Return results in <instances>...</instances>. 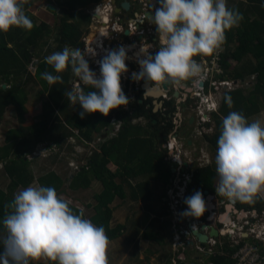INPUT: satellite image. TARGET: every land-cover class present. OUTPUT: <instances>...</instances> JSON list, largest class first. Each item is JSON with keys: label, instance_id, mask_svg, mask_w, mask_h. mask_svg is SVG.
I'll list each match as a JSON object with an SVG mask.
<instances>
[{"label": "clouds", "instance_id": "1", "mask_svg": "<svg viewBox=\"0 0 264 264\" xmlns=\"http://www.w3.org/2000/svg\"><path fill=\"white\" fill-rule=\"evenodd\" d=\"M26 2L0 0V33L7 34L13 28L30 31L34 27L25 11ZM157 3L150 22L155 27L159 47L155 55L140 48L136 53L140 70L132 74V80L136 83L143 81L147 89L165 85L180 89L191 81L193 85L197 84L199 92L193 97L198 99L201 93L207 92L208 74L195 58L202 60L221 51L226 32L238 27L243 16L238 10L229 8L227 0H157ZM127 52L124 46L105 49L103 57L97 61L98 76L90 69L85 53L65 46L62 51L45 58L55 74L45 71L41 78L49 85L62 83L61 74L70 67L72 74L91 89L85 91L82 87H75L66 92L71 104H79L82 108L80 118L95 113L107 117L112 110L129 103L121 83L122 76L128 72ZM96 55L94 52L89 56ZM201 76H205L203 81ZM199 83L203 86L199 87ZM208 83L210 87L214 82ZM225 102L229 108L233 106L230 96L225 97ZM208 111L217 112L215 109ZM214 160L216 196L243 204L264 199V122L260 119L249 122L242 113L229 112L222 120ZM70 203L51 186L29 185L14 194L13 200L5 206L8 211L0 234L3 249L0 264H34L41 258L53 264H108L110 239L105 228L84 218L82 211L79 214L74 212ZM184 203L186 209L180 213L182 218L199 220L206 212L202 192L186 197ZM240 212L245 211L234 210L233 216ZM223 218L228 225L231 224L232 218L227 213L222 215L218 229L213 227L219 237L201 245L213 251L212 255L202 254L207 264H211V257L221 256L217 253V239H224L229 248V240L219 233ZM196 229L193 225V231ZM203 234L208 235L207 230ZM209 241L216 242V245L210 246ZM230 250L233 251L229 256L232 261L236 249Z\"/></svg>", "mask_w": 264, "mask_h": 264}, {"label": "trees", "instance_id": "2", "mask_svg": "<svg viewBox=\"0 0 264 264\" xmlns=\"http://www.w3.org/2000/svg\"><path fill=\"white\" fill-rule=\"evenodd\" d=\"M58 1L62 7L63 16L57 31L46 22L37 24V19L28 12L34 6V0H27L24 6L25 11L34 27L30 31L13 28L7 34L0 33V121L5 110L9 107L14 109L21 123L24 121V116L27 113L24 104L25 91L28 84L36 78L35 76L40 79L41 92L46 94L39 121L19 132H8L4 146L0 148V166L9 181L5 188L6 191L0 189V234L3 233L2 221L8 211L5 206L13 200L14 192L34 183L29 171V162L25 160L27 153H30L47 136H49V142L55 144L56 147L61 146L65 139L70 137V131H66L61 125L59 116L62 115L66 117L67 126H65L68 129L69 127L77 128L87 143L92 141L93 135H99L98 139L103 141L102 143L98 141L97 149L91 153L86 165L80 167L71 177L68 188L72 191H87L93 182L100 185L101 193L93 197L95 202L92 207L93 214L89 218L84 213L83 216L95 225L103 226L110 241H113L122 235L123 227H110L113 218L110 206L116 199H125L123 186L129 187L131 200L141 202L148 211L150 207L146 205L150 201L151 193H154L152 182L155 181L161 185V188L164 189L161 197L166 199L173 184V182H169L172 173L170 166L166 165L165 161L163 162L162 156L155 149L154 131L148 125L144 127L141 123H133L134 119L146 116L144 105L138 104L137 99L129 101L127 110H124V107L112 110L115 119L121 122V126L109 138L108 133L104 132L109 127V117L95 113L81 119L79 113L82 108L80 105L74 106L68 100L66 92L71 90L70 84L74 76L70 67L61 74L62 83L57 82L49 85L41 78V74L45 71L55 74L54 70L45 62L48 55L62 51L65 46L73 49H81L84 46L80 40L85 31L84 28L86 29L91 21V15L86 14L81 8H88L102 0ZM243 4L246 5V8H243ZM229 8L238 10L242 14L243 20L238 27L226 32V42L222 46V50L217 55L208 56V61L211 59L209 61L211 63L212 60H215L217 68L222 70V74L217 77L220 81L243 83L252 78L255 82L252 91L246 96L243 95V91L239 87L226 92L223 95L219 111L210 113L211 119L218 125L214 135L208 138L207 142L215 153L213 158L210 156L209 160L212 161L207 166L196 169V173L199 175V183H202L212 194H215L217 180L213 160L217 151V140L223 118L231 111L240 112L245 118L250 117L258 113V105L254 101L258 95H261L264 102V0H244V2ZM52 40L55 45L52 44ZM199 59L197 57V60ZM35 60L38 65L32 75L29 66ZM228 60L236 63L232 73L228 71L230 67ZM3 84L7 88L2 89ZM208 87L207 81L205 90ZM82 88L85 91L91 90L87 86H82ZM226 96H230L233 101L231 108L225 102ZM103 135L104 137H102ZM11 157L13 158L10 159ZM109 157L114 159L116 173H112L107 168ZM131 180H137L136 185L130 186ZM37 185L54 187L59 194L63 181L56 174L49 173L40 177L37 180ZM236 204L238 208L245 211H260L263 206L261 199H258L254 204L239 202ZM72 209L77 214L81 212L73 207ZM162 211L159 215H166L164 208ZM142 237L150 241H157L156 234H151L150 231L143 233ZM2 250V246H0V252ZM232 253L233 251L229 252V254ZM227 261L228 258L222 256L209 259L211 264H227ZM177 264L184 263L178 262Z\"/></svg>", "mask_w": 264, "mask_h": 264}, {"label": "rangeland", "instance_id": "3", "mask_svg": "<svg viewBox=\"0 0 264 264\" xmlns=\"http://www.w3.org/2000/svg\"><path fill=\"white\" fill-rule=\"evenodd\" d=\"M107 2L109 1L102 0L98 4H92L88 6L87 12L91 15V18L95 23V28H91L89 33L87 29L85 30L84 28L86 32L84 31L85 34L82 33L81 37L83 42L80 41L81 43H83V45H85V40H89L91 42L92 40H95L96 42L98 39L100 40L102 32L105 33L104 38L107 37V27L100 25L103 20L102 17L106 16L104 6L105 4H107ZM49 3L51 5H49ZM49 7L53 9L48 10L50 9ZM60 10H62V7L59 4L58 0H36L34 7L30 9L29 13L33 15L35 14L37 22L49 23L54 28V30L57 31V27L60 25L61 21H59L60 19H57L56 17L57 13L59 15ZM95 14H99V17H96ZM84 37L86 38L84 39ZM52 44L55 45V42L53 40ZM84 47L85 46H83L80 50H84ZM136 48L137 46H135V48L133 49V52L135 53H138L140 48L146 49L145 45L142 44H140L139 48ZM214 54L217 55L218 52ZM101 55L104 54H98L99 60L101 59ZM127 61L131 63H137L135 62L136 58H133L130 54L129 59ZM209 61L207 57H204L202 60H197L198 63H201L202 70L208 74V78L206 79V81L216 82V85L212 84L211 87L207 89V92L201 93L198 98L199 102L194 98L186 102L187 109L191 111L189 117L192 113H195L196 107H200L199 110H197L199 111V114L196 115V117L194 118V122L191 124L192 126L190 129L193 130V133L191 134V139L194 142V146L198 149L201 147H203L204 149L202 153L204 155L203 160L194 159L193 155L189 153L191 157L189 158L190 160H188V166L190 165L191 168L205 166L208 161L207 155L213 158L215 153L211 145H209L207 148H204L205 145L207 146V136L205 135L207 134L209 135V137L214 135L218 125L217 123L213 122V119H211L212 115L208 113L210 112L208 111V109H215L218 112L223 95L226 92L233 91L237 87H239L243 91V95L246 96L250 91H252V86L255 82L254 79L251 78L250 80L247 79L246 82L243 83H232L231 81H228V84H223V86H221V84L225 82L218 80L217 77L218 75L222 74V70L220 71L217 68V64L214 62L215 60H212L211 63ZM34 62L32 65L29 66V70L32 75H34L35 72ZM227 62L230 65L228 71L232 73L236 63L232 60H228ZM127 68L129 69V66H127ZM129 73L130 72L128 71L125 74V77H127L126 75ZM35 77L36 78L33 80V82H30L28 84L25 91L24 104L27 113L24 116V121L21 123L18 120L17 114L12 107L7 108L3 114V117L1 118L0 148L4 146V142L7 138L8 132H19L21 130H24V128L34 125L40 119L39 116L41 113L42 103L46 99V94L41 92L42 86L40 84V79L37 76ZM74 77L75 76L72 77V80L74 79ZM204 78L205 76H201L200 80L203 81ZM121 83L124 94L126 91L127 94L125 95L129 99V101H133L134 95L133 92L129 89L130 86L124 88V81L121 80ZM5 88H7L6 85ZM197 91L199 92V90L195 89V92ZM180 101V98H176L175 101L173 100V106H178L179 109V106L181 104ZM254 101L258 105L257 109H264V102L262 100L261 95H258V98ZM248 108L251 109L250 106H248ZM175 115L179 116V114ZM107 117L110 118L108 124L109 127L104 130V132L106 131V133H108L109 138H111L116 133L117 129L121 126V122L115 119L114 111H111L109 113V116ZM187 117L188 114L182 117V119L185 123H190ZM59 118L61 125L65 128V130L70 131V137H67L65 139V142L61 144V146L56 147L55 144L49 142V136H47L45 137V139L43 138L44 140L42 139L43 141L37 144L32 149V151L30 153H27V155L25 156V160L29 162V171L34 179V183L32 185H37V180L40 177H43L49 173L56 174L63 181L61 191L58 195L69 200L71 202L70 206L79 211H82L84 215L89 218V216L93 214L92 207L95 205L93 197L101 193L100 185L98 183L93 182L87 191H72L68 188V183L74 173H76L80 169V167L86 165L87 159L90 157L91 153L97 149L98 141H100L98 139L99 135H93L92 141L90 143H87L83 139L81 134H79L77 128L69 127L68 129L66 127V117L60 115ZM174 122L176 121H174L173 119V125ZM133 123H141L144 127L145 125H147V122L145 120L144 122H136L135 120H133ZM177 141L179 142V139ZM102 142L103 141H100L99 143ZM173 144L175 143H169V145L167 146L168 151H165V149L162 148V144H156L155 149L158 153L163 152V155H166L167 152V158L165 161L166 165L168 164L171 168L176 169V167H181V165L174 164L172 163V161L175 162V159L178 158L177 151L175 150L174 146H178L179 143L177 145ZM186 151L184 150V152ZM195 152L198 153V150H195ZM12 158L13 157H11L10 159ZM213 161V166L215 169V160ZM107 168L112 173H116V165L114 164V159L112 157H109V165L107 166ZM117 182L119 181L117 180ZM136 183L137 180H131L129 184L130 186H134L136 185ZM215 183L217 184V180ZM8 184L9 181L3 174L2 166H0V189L6 191L5 188ZM123 189L124 194L126 195L125 199H116L110 206L113 212V218L110 227L115 228L116 226H121L123 227V233L119 238L110 241L107 250L108 264H167L172 255L175 256V259H177L178 256L182 253V251L177 249H175L174 251L175 247H173L170 243L172 242L173 236L175 234L174 231L177 229L178 225V221H174L175 218H178L180 221H185V218H182L180 216V213H182L186 209V205L184 203V199L186 196L184 187H175V195L172 193L173 196H170L172 202L170 204L169 211L171 213L172 219L168 218V221L166 206L164 207V210H166V215H164L165 217L162 216V219L159 218V213L163 212L160 205L164 206L165 204L163 202L161 203L160 201L162 194L161 185L155 183V181L152 182V189L154 191L153 197H155V199L152 202L151 207L149 204L146 205L150 207L148 211L143 204H139L131 200L130 190L128 186H123ZM18 191L20 190L15 191L14 194H16ZM166 200L169 201L168 198H166ZM151 212H153L152 214H154V216L151 214ZM215 228L218 229L217 225H215ZM146 231H150L151 234H156L157 241L154 242L143 238L142 234ZM169 250H173V254L170 253ZM194 258L197 259L195 260V264H201L202 261L203 264H207L202 254H198L195 251H190L187 253L188 262L193 261ZM50 263V261H46L43 258L34 262V264Z\"/></svg>", "mask_w": 264, "mask_h": 264}, {"label": "flooded vegetation", "instance_id": "4", "mask_svg": "<svg viewBox=\"0 0 264 264\" xmlns=\"http://www.w3.org/2000/svg\"><path fill=\"white\" fill-rule=\"evenodd\" d=\"M104 1L109 2H107V4H105L104 6L106 16L102 17L103 20L100 25L107 27V37L104 38L103 36H101L100 40L98 39L97 42L95 40H92V42L90 41L91 48L98 49L99 51L97 54H104L105 49H116L118 47L124 46L126 49H128V52H130H127L128 57L130 54L133 58H136V53L133 52V49L135 48V46L139 48L140 44H142L145 45L146 51H149L150 54L155 55V52L159 47V42L155 32L156 30H154L155 27L151 24L150 20L152 15L154 14L155 7H158L157 0ZM124 3H128V10L123 9ZM81 10L85 11L86 14H89L87 12L88 8H81ZM61 12L62 10L59 11V15L57 13L56 17L57 19H60L59 21H61L63 16V12ZM94 26L95 23L91 18V21L87 26L88 33ZM125 31H128V35L124 34ZM85 38L86 37H84V39ZM80 41L83 42L82 38ZM99 43L101 44V48H98ZM102 56L103 55H101V58ZM135 62H137V60ZM126 64L127 66H129L128 71L130 73L126 75L127 77H125L124 75L121 78V80L124 81V88L130 86L129 89L133 92L134 100L137 99L138 104L144 105V110L146 113L145 117L142 116L134 120L136 122H144L145 120L150 129L154 131V139L156 144H162V148L165 149V151H168L167 146L169 145V143H175L176 145L179 143V145L174 146V148L177 151V160L180 163H178L177 161H172V163L181 165V167H176V169L174 168V172H172V168L170 167L172 175L169 179V182L171 183L173 181L171 189H175V187L179 188V186L184 187L186 195L185 198L191 196L197 191L202 192L204 199L207 195H212L213 199L211 202L214 205L213 221H220V217L222 215H225V212L229 217L232 218L234 210H241L237 207L236 202H229L228 200L220 198L219 196H216L209 192V190L206 189L202 183H199V175L196 173V169H201V167L191 168L190 165L188 166V160H190L189 158L191 157L190 154L193 155L194 159L203 160V158L199 157V153L195 152L194 142L190 138L191 134L193 133V130L190 129L192 126L191 124L194 122V118L196 117V115H198V111L196 108L195 113H192L189 117L191 111L186 107V102L193 99V95L195 96L194 93L197 84L193 85L192 82H187L185 86L180 89H176L173 87H170L168 90H164L163 88L153 89L152 91H154V93L151 95L149 94V89L153 87L147 89L143 81L136 83L132 80V74L138 73L140 70L138 63H131L129 61H126ZM89 66L90 69L99 76V65L89 63ZM75 79L78 78L75 77ZM155 93L157 94L155 95ZM175 93H178L177 96H174ZM125 94H127L126 91ZM176 98L181 99L179 109L178 106H173V100L175 101ZM196 100L199 102L197 98ZM128 108L129 107L127 105L124 106L123 109L127 110ZM175 114H179V116H176ZM186 114H188L187 118L189 119L190 123H185L182 119V117H184ZM173 119L174 121H176L174 122V125L172 123ZM102 137H104V135ZM178 139L179 142L177 141ZM184 146L187 149H185ZM184 150L187 151L184 152ZM159 154L163 156L164 161H166L167 152L166 155H163V152H159ZM165 186L167 187V185ZM205 192H207V194H205ZM207 218L208 215L206 212L199 220L185 218V221H180L178 218H175L174 221H178V225L177 229L174 231L176 234H174L172 242L170 244H172V246L177 250L182 251V253L177 258L178 262L187 264L184 254L190 251H194L193 249L197 245H199L197 242H195L191 233L193 231V225H195L200 231L201 227L207 224ZM225 218L221 220H224V222H222L228 225V221ZM191 242L194 243L193 246H190ZM174 245H176L177 247ZM195 252L201 254L198 251ZM188 264H195V260L189 262Z\"/></svg>", "mask_w": 264, "mask_h": 264}, {"label": "built area", "instance_id": "5", "mask_svg": "<svg viewBox=\"0 0 264 264\" xmlns=\"http://www.w3.org/2000/svg\"><path fill=\"white\" fill-rule=\"evenodd\" d=\"M90 45V41L85 40V47L82 52L86 54V59L89 63L97 64L99 60L98 56L96 55L93 57L89 55L94 52L98 53V49H92ZM98 48H101L100 43L98 44ZM212 84H215V82ZM223 84L228 83H222V85ZM70 86L71 89H73L85 85L74 78ZM172 193L175 195L173 189L167 193L169 208L172 202L170 199V196H173ZM196 230H198V228ZM219 233L223 234V237L229 240L230 249H236L231 258L234 264H264V209L261 212H240L236 214L233 216L231 224L222 225ZM209 244L210 246H215L216 242L209 241ZM195 249L201 254H213L212 249L204 248L201 245H197Z\"/></svg>", "mask_w": 264, "mask_h": 264}, {"label": "crops", "instance_id": "6", "mask_svg": "<svg viewBox=\"0 0 264 264\" xmlns=\"http://www.w3.org/2000/svg\"><path fill=\"white\" fill-rule=\"evenodd\" d=\"M35 1L36 0H34V5H35ZM240 2H244V0H227V4H228V7H234V6H236L238 3H240ZM50 4V3H49ZM34 7V6H33ZM32 7V8H33ZM48 7V6H47ZM31 8V9H32ZM243 8H246V5H244L243 4ZM48 10H51V8L50 9H48ZM28 12H30V10L28 11ZM48 12V11H47ZM33 15V14H32ZM35 18H36V16H35V14L33 15ZM41 23V22H40ZM39 22H37V24H40ZM49 24V23H48ZM50 25V24H49ZM86 29H87V27H86ZM85 29V30H86ZM86 32V31H85ZM85 32H84V34H85ZM34 52V51H33ZM195 59H197V58H195ZM35 62H37V61H35ZM34 62V63H35ZM35 65V64H34ZM38 65V63L35 65V67ZM35 73V72H34ZM249 122H251V121H253V120H255V119H260L262 122H264V109H258V113L257 114H254V115H252V116H250V117H247L246 118ZM206 134V133H205ZM205 136H207V141H208V138H210L209 137V135H205ZM191 138V137H190ZM207 143V146L205 145L204 146V148H207L210 144L208 143V142H206ZM194 150H198V153L200 154V156L199 157H201V155L202 156H204L202 153H203V147H201V148H196L195 146H194ZM207 157H208V160L210 159V156H208L207 155ZM162 159H163V161H164V158H163V156H162ZM162 189V188H161ZM153 191V190H152ZM163 191H164V189H162V193H163ZM151 193V192H150ZM153 195H154V193H151V198H150V201L147 203V204H149L150 205V207L152 206L151 204H152V202L154 201V199H155V197H153ZM161 196H162V194H161ZM160 201H161V203L163 202V203H165L164 204V206L163 205H160L161 206V209L162 208H164L165 206H167V221H168V218H171V213H170V208H169V203H168V201L165 199V197L163 198V197H161L160 198ZM167 201V202H166ZM261 201L262 202H264V199H261ZM133 202H135V201H133ZM137 203H139V204H142L141 202H137ZM264 204V203H263ZM163 206V207H162ZM149 207V206H148ZM262 208H264V205L262 206ZM261 208V210L260 211H256V210H251V211H245L244 209H241V210H243V211H245V212H261L263 209ZM153 212H151V214H152ZM160 214V213H159ZM153 216H154V214H152ZM163 215H159V218L160 219H162L163 217H162ZM156 217H157V215H156ZM165 217V216H164ZM172 219V218H171ZM218 224H220V221H216V220H214V221H212L211 223H210V225L212 226V227H215V225H218ZM216 242H217V253L219 254V255H221L222 257H224V258H228V263L227 264H233V262L231 261V260H229V256H230V254H229V252L231 251L229 248H228V246H227V244H226V241L224 240V239H217L216 240ZM175 249L176 248H174V251H175ZM215 250H216V248H215ZM169 252L170 253H172L173 254V250L172 251H170L169 250ZM185 255V257H186V263L188 264L189 262H188V260H187V253H185L184 254ZM198 258H200V257H198ZM202 259V258H201ZM193 260H197L196 258H194ZM167 261H168V259H167ZM177 262H178V259H175V256L174 255H172L171 257H170V259H169V261H168V263L167 264H177ZM191 262V261H190ZM202 263H203V261H202Z\"/></svg>", "mask_w": 264, "mask_h": 264}, {"label": "water", "instance_id": "7", "mask_svg": "<svg viewBox=\"0 0 264 264\" xmlns=\"http://www.w3.org/2000/svg\"><path fill=\"white\" fill-rule=\"evenodd\" d=\"M123 9H126L128 10L129 9V5L128 3H124L123 4ZM63 12V11H62ZM61 12V13H62ZM96 17H99V15L95 14ZM125 35H128V31H125L124 33ZM38 62H35L34 64L36 65ZM199 87H202V83H199L198 84ZM171 86H163L162 88L165 90V89H169ZM2 89H5V85H2ZM155 89L154 87L153 88H150L149 90H153ZM159 89V88H157ZM150 94V93H149ZM157 93H155L156 95ZM178 93H175L174 96H177ZM172 172H174V168L171 169ZM205 194H207V192H205ZM213 199V196L212 195H207L206 198H205V202H206V213L208 215V218L206 220V223L205 225H203L200 229V231H192V236H193V239L195 240V242H197L198 244L200 245H206L207 244V241L209 239H216L219 237V234L218 232L213 228L211 227L209 224L213 221V216H214V213H213V210H214V205L213 203L211 202ZM207 230L208 232V235H205L203 234V232ZM194 243L191 242L190 243V246H193Z\"/></svg>", "mask_w": 264, "mask_h": 264}, {"label": "bare ground", "instance_id": "8", "mask_svg": "<svg viewBox=\"0 0 264 264\" xmlns=\"http://www.w3.org/2000/svg\"><path fill=\"white\" fill-rule=\"evenodd\" d=\"M98 15H99V14H98ZM104 35H105V33L102 32V33H101V36L104 37ZM136 53H137V52H136ZM155 89H157V88H155ZM149 93L152 95V94L154 93V91L150 90ZM162 93H163V92H162ZM222 221L224 222V220H222ZM176 247H177V246H176Z\"/></svg>", "mask_w": 264, "mask_h": 264}]
</instances>
